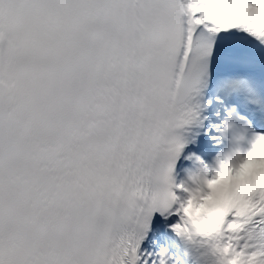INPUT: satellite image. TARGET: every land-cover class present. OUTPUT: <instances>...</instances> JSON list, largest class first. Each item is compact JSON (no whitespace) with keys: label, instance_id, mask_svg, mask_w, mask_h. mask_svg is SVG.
I'll use <instances>...</instances> for the list:
<instances>
[{"label":"snow or ice","instance_id":"6c2138e0","mask_svg":"<svg viewBox=\"0 0 264 264\" xmlns=\"http://www.w3.org/2000/svg\"><path fill=\"white\" fill-rule=\"evenodd\" d=\"M0 264H264V0H0Z\"/></svg>","mask_w":264,"mask_h":264}]
</instances>
